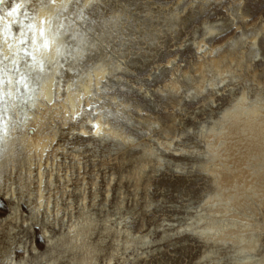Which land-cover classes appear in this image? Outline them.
I'll return each instance as SVG.
<instances>
[{"label": "bare ground", "instance_id": "bare-ground-1", "mask_svg": "<svg viewBox=\"0 0 264 264\" xmlns=\"http://www.w3.org/2000/svg\"><path fill=\"white\" fill-rule=\"evenodd\" d=\"M260 4L94 0L85 8L87 19L62 37L71 54L60 61L55 102L38 91L36 107L18 110L20 123L2 146L0 264H11L9 257L16 264H169L190 242L200 249L190 264H264ZM38 7L32 0L28 10ZM136 66L149 67L152 90L135 77L119 81ZM104 73L106 93L95 87ZM69 84L105 100L112 115L102 135L65 114ZM115 86L136 87L148 103L123 97ZM194 100L206 117L189 133L184 116L201 115L188 109ZM158 104L160 112L150 108ZM113 122L124 139L109 138ZM189 135L198 141L187 147ZM190 157L193 166L186 165ZM164 171L182 187L203 178L199 201L177 206L181 216L169 215L164 195H155Z\"/></svg>", "mask_w": 264, "mask_h": 264}, {"label": "snow or ice", "instance_id": "snow-or-ice-1", "mask_svg": "<svg viewBox=\"0 0 264 264\" xmlns=\"http://www.w3.org/2000/svg\"><path fill=\"white\" fill-rule=\"evenodd\" d=\"M93 2L84 0L81 7V0H37L39 7L29 12L32 0H0V157L4 151L2 146L11 139V133L20 123L15 117L25 106L36 107L37 92L49 104L55 102L54 97H58L52 91V86L57 84L55 76L64 68L61 59L67 62L71 54L62 37L71 32L76 21L87 19L84 9ZM72 38L76 39V36ZM204 50L200 49L201 52ZM69 70H72L71 67ZM104 75L106 73L95 78V87L99 92L106 93L109 89L101 84ZM72 89L73 85L69 84L71 95L65 101L68 105L65 114L75 122L91 125L92 134L102 135L103 129L109 126L108 117L112 115L102 107L105 100L87 87L82 91ZM112 102L118 103L116 100ZM24 119H30L26 112ZM82 134L89 135L88 132ZM108 136L124 139L118 123H112ZM180 171L178 168L177 172ZM180 231L191 232V229ZM9 260L11 264H16L11 257Z\"/></svg>", "mask_w": 264, "mask_h": 264}, {"label": "rangeland", "instance_id": "rangeland-1", "mask_svg": "<svg viewBox=\"0 0 264 264\" xmlns=\"http://www.w3.org/2000/svg\"><path fill=\"white\" fill-rule=\"evenodd\" d=\"M217 9H220V7H216ZM260 9H262V11H263V13H264V0H261V4H260ZM214 13L212 12V14L211 15H213ZM158 58V57H157ZM156 58V59H157ZM165 59V57L163 58V57H160V58H158L157 60L158 61H160V60H164ZM147 68V69H146ZM145 69V70H144ZM140 70V71H139ZM149 72V67L148 66H136V69H135V71L134 72H131L130 73V77H129V73L128 74H126V76H124V79H120L119 81H126V83H128L129 84V82L128 81H131V79H132V81L134 80V77H135V82H137V83H142L144 86H147L146 88H148V87H150V85H151V87H150V89L149 90H152L153 89V83H151V82H147V81H149V80H147V73ZM137 72V73H136ZM134 75H133V74ZM144 74V75H143ZM146 75V76H145ZM133 76V77H132ZM137 76V77H136ZM144 77H145V79H144ZM128 78H130V79H128ZM139 78H141V79H139ZM144 80H145V82H144ZM146 83V84H145ZM114 88H119L118 89V91H120V90H122V91H120V93L122 94V96L123 97H126V98H128V99H130V98H132V100L133 101H135V100H137L138 102H140L141 104H143V106H146V103H148L147 102V99L145 98V97H143V95L141 94V93H139V91H137L136 90V87L134 88V90H130V89H125V87L124 88H120L119 86H115ZM129 91V92H128ZM136 91V92H135ZM127 92V93H126ZM136 93H138V94H136ZM124 94V95H123ZM126 94V95H125ZM135 94H136V96H135ZM140 94V95H139ZM133 96V97H132ZM139 96V97H138ZM136 98V99H135ZM144 98V99H143ZM141 99H142V101H141ZM192 105H191V104ZM189 104H188V109L190 110V111H194V112H197L198 111V107H199V105H200V103L197 101V100H194L193 102H190ZM157 105V104H156ZM161 106L158 104V106H151L150 108L152 109V110H154V111H156V112H160V110H159V108H160ZM194 108H196L197 110H194ZM197 113H200V114H197L198 116L200 115V117H198V120H195V119H193V116H189V115H186V116H184V121L186 122V124L187 125H189L188 127H187V130H188V132L189 133H191V131H192V128L193 127H195L196 126V124H197V121H199L200 119H202L203 118V120L205 119V117H206V115H204V114H202L203 112H197ZM204 115V116H203ZM189 117H191L190 118V120H189ZM195 120V121H194ZM189 121V122H188ZM192 123H191V122ZM189 123V124H188ZM194 123V124H193ZM193 124V125H192ZM190 125H191V127H190ZM195 125V126H194ZM191 136V137H190ZM190 139V140H189ZM196 141H198V140H196L195 138H194V135H189L188 136V138H187V140L184 142V145L185 146H187V147H189L188 145H192L193 143H195ZM70 147L72 146V143H70V145H69ZM72 149H73V146H72ZM192 158L190 157V159H188L187 160V166H193V163H192V160H191ZM101 161V159L100 158H98L95 162H91V166H94L96 163H98V162H100ZM192 163V164H191ZM161 176H160V175ZM158 176V184H157V187H154V191H157L156 192V196H158L160 193H162L163 195H164V197H165V205L164 206H166L165 207V209L168 211V213H169V215L170 214H173V217H175V216H181L180 215V212L182 211V209L181 208H178L177 206L178 205H183L186 201H188V199L189 198H191V200H192V202H194V203H196V202H198L199 200L198 199H200V196H201V193H200V190L199 189H201L202 187H203V178L202 177H200V179H197L196 177H194L195 178V180H194V178H192L191 179V181L189 182V183H187L185 186H181V183L180 182H178V181H176L177 180V176H176V174H174L173 172H171V171H164V172H162V173H158L157 174ZM167 175H169L170 177H168ZM173 175H175V176H173ZM164 176V177H163ZM198 178H199V176H197ZM171 178H173V179H171ZM175 178V179H174ZM160 179V180H159ZM170 179V180H169ZM162 180V181H161ZM168 182H167V181ZM171 180H173L172 182H171ZM175 182H177L176 184H174ZM199 182V183H198ZM202 182V185H200V183ZM170 183V184H169ZM196 184V185H195ZM176 185H178V187L176 186ZM198 185V186H197ZM171 187V188H170ZM195 187V188H194ZM180 188V189H179ZM199 188V189H198ZM162 189V190H161ZM170 189V190H169ZM198 191H197V190ZM182 190H184V191H182ZM160 193H159V192ZM186 191V192H185ZM190 191V192H189ZM195 191V194L193 193ZM166 195H165V194ZM169 193V194H168ZM197 193V194H196ZM158 194V195H157ZM182 196V197H181ZM197 196V197H196ZM184 197V198H183ZM168 198V199H167ZM177 198V199H176ZM186 198V199H185ZM3 199V198H2ZM182 201H181V200ZM185 199V200H184ZM4 200V199H3ZM176 200H178V201H176ZM0 201H1V196H0ZM2 203V205H0V214H2L3 212H5V205H6V207H7V204H6V202H1ZM167 204V205H166ZM170 204H172V206H170ZM170 206V208H168ZM173 206H174V208H173ZM172 207V208H171ZM175 207H177V208H175ZM174 209V210H173ZM171 211V212H170ZM174 212V213H173ZM176 212V213H175ZM193 244V245H192ZM195 245V246H194ZM199 244L197 243V242H190V247L191 248H188L187 250L185 249L184 250V252L183 251H179L175 256H174V258L171 260V261H169V264H179V263H182V264H190V263H192L193 261H194V259L196 258V256L198 255V252H199ZM193 246V247H192ZM197 252V253H196ZM179 254V255H178ZM178 255V256H177ZM192 255V256H191ZM176 258V259H175ZM175 261V262H174Z\"/></svg>", "mask_w": 264, "mask_h": 264}]
</instances>
